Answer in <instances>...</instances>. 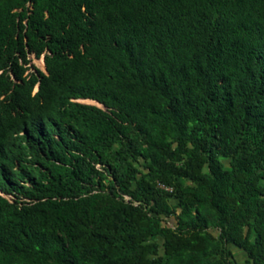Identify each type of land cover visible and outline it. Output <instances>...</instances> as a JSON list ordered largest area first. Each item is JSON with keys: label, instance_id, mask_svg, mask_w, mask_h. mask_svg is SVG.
<instances>
[{"label": "trees", "instance_id": "obj_1", "mask_svg": "<svg viewBox=\"0 0 264 264\" xmlns=\"http://www.w3.org/2000/svg\"><path fill=\"white\" fill-rule=\"evenodd\" d=\"M230 244L264 264V0H0V264Z\"/></svg>", "mask_w": 264, "mask_h": 264}, {"label": "rangeland", "instance_id": "obj_2", "mask_svg": "<svg viewBox=\"0 0 264 264\" xmlns=\"http://www.w3.org/2000/svg\"><path fill=\"white\" fill-rule=\"evenodd\" d=\"M30 57H31V62L36 67L44 70V60H42L43 56H41L40 58H36L33 55H31ZM81 101L89 102V103H95L97 105H100L96 101L91 100V99H82ZM224 161L226 162L225 159H224ZM159 186L162 187V184H159ZM125 198H127V196H125ZM168 202L173 205L176 203V198L170 197V198H168ZM166 222L171 224L172 219L166 218ZM153 240H156L158 242V244H160L162 242L161 237H155V238H153ZM229 247L232 251V256H231L232 264H246V259H247L246 253L243 250L238 249L236 246H234L232 244H230ZM160 253H162L161 246H160V250H159V254Z\"/></svg>", "mask_w": 264, "mask_h": 264}, {"label": "water", "instance_id": "obj_3", "mask_svg": "<svg viewBox=\"0 0 264 264\" xmlns=\"http://www.w3.org/2000/svg\"><path fill=\"white\" fill-rule=\"evenodd\" d=\"M44 70H45V65H44ZM38 86L36 87V90H37Z\"/></svg>", "mask_w": 264, "mask_h": 264}]
</instances>
